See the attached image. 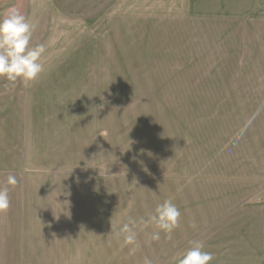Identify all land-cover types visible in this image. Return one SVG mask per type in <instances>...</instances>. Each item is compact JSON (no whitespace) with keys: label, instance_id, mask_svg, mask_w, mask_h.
Returning <instances> with one entry per match:
<instances>
[{"label":"rangeland","instance_id":"obj_1","mask_svg":"<svg viewBox=\"0 0 264 264\" xmlns=\"http://www.w3.org/2000/svg\"><path fill=\"white\" fill-rule=\"evenodd\" d=\"M186 7L0 0V17L16 9L34 24L31 43L44 47L46 68L28 86L0 77V186L10 199L0 212V264H16L21 220L79 215L87 182L118 183L121 222L148 220L162 195L174 198V177L163 192L160 170L174 167L193 125L198 132L216 115H262L264 16H197Z\"/></svg>","mask_w":264,"mask_h":264},{"label":"crops","instance_id":"obj_2","mask_svg":"<svg viewBox=\"0 0 264 264\" xmlns=\"http://www.w3.org/2000/svg\"><path fill=\"white\" fill-rule=\"evenodd\" d=\"M186 9L197 16H264V0H187ZM243 113L237 120L216 115L198 132L193 125L191 141L178 142L174 167L161 168L162 191L174 177L171 200L181 213L170 237L152 223H138L135 244L126 243L119 229L127 221L114 206L118 183L97 180L82 186L79 215L74 210L68 220L18 222L16 264H144L145 257L179 264L193 241L204 243L212 264H264V109L262 115ZM105 191L112 195L110 207ZM158 231L159 239H152Z\"/></svg>","mask_w":264,"mask_h":264},{"label":"clouds","instance_id":"obj_3","mask_svg":"<svg viewBox=\"0 0 264 264\" xmlns=\"http://www.w3.org/2000/svg\"><path fill=\"white\" fill-rule=\"evenodd\" d=\"M34 27V24L16 9L0 17V77L12 82L13 86L18 80H22L24 85L28 86L46 71L41 60L44 47L32 46L31 43ZM6 183L15 185L17 183L15 176L9 175ZM9 206V189L6 186H0V212L6 211ZM180 216L179 208L171 199H166L156 206L148 220L143 217L139 221L130 218L121 225L119 232L124 235L126 243L135 244L134 229L138 223L145 226L152 223L170 237L174 229L179 226ZM159 235V231L154 232L152 239H159ZM203 249L202 241H193L192 247L179 260V264H212L214 260L212 253ZM144 264H152V261L145 257Z\"/></svg>","mask_w":264,"mask_h":264}]
</instances>
